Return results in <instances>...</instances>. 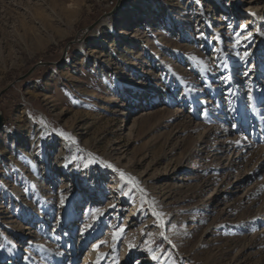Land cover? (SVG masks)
I'll list each match as a JSON object with an SVG mask.
<instances>
[{
	"label": "rangeland",
	"instance_id": "obj_1",
	"mask_svg": "<svg viewBox=\"0 0 264 264\" xmlns=\"http://www.w3.org/2000/svg\"><path fill=\"white\" fill-rule=\"evenodd\" d=\"M0 111V264H264V0H0Z\"/></svg>",
	"mask_w": 264,
	"mask_h": 264
},
{
	"label": "snow or ice",
	"instance_id": "obj_2",
	"mask_svg": "<svg viewBox=\"0 0 264 264\" xmlns=\"http://www.w3.org/2000/svg\"><path fill=\"white\" fill-rule=\"evenodd\" d=\"M61 135H64L67 139H72V138H71L70 136H68L66 133H63V132H62ZM73 142H74V141H73ZM106 166H107V167H112V165H110V164H106ZM121 176L123 177V176H124V173H121ZM131 179H132V178H129L130 182H131ZM97 212H99V210H97ZM154 215H156V216L158 217L159 221H160L159 226H160L161 228L165 227L166 225H165L164 220L161 218V214L158 213V212H154ZM119 231H120V233H122V232L124 231V229H120ZM113 238H114V239L118 238V234H114V235H113ZM97 248H99V245H97ZM149 251H151V249H149ZM103 255H104V254H101V256H103ZM152 258H153L154 260H156V259H159V256H158L156 253H153ZM97 264H99V262H97Z\"/></svg>",
	"mask_w": 264,
	"mask_h": 264
},
{
	"label": "water",
	"instance_id": "obj_3",
	"mask_svg": "<svg viewBox=\"0 0 264 264\" xmlns=\"http://www.w3.org/2000/svg\"><path fill=\"white\" fill-rule=\"evenodd\" d=\"M43 64L44 63H39L37 66H40V65H43ZM24 78H22L21 80H23ZM4 125H5V118L3 117V115L1 114V111H0V129H2L4 127Z\"/></svg>",
	"mask_w": 264,
	"mask_h": 264
},
{
	"label": "bare ground",
	"instance_id": "obj_4",
	"mask_svg": "<svg viewBox=\"0 0 264 264\" xmlns=\"http://www.w3.org/2000/svg\"><path fill=\"white\" fill-rule=\"evenodd\" d=\"M77 150H78V149H77ZM81 150H82V151H81ZM81 150H80V151L78 150V152H81V153H82V152H83V153L85 152L84 149H81ZM66 164H67V162H66ZM145 264H147V263H145Z\"/></svg>",
	"mask_w": 264,
	"mask_h": 264
}]
</instances>
